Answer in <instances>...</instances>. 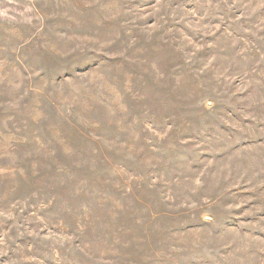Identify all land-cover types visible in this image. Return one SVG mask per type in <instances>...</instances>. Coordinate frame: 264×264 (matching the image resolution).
Returning <instances> with one entry per match:
<instances>
[{
	"label": "rangeland",
	"instance_id": "1",
	"mask_svg": "<svg viewBox=\"0 0 264 264\" xmlns=\"http://www.w3.org/2000/svg\"><path fill=\"white\" fill-rule=\"evenodd\" d=\"M0 264H264V0H0Z\"/></svg>",
	"mask_w": 264,
	"mask_h": 264
}]
</instances>
